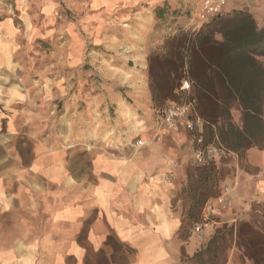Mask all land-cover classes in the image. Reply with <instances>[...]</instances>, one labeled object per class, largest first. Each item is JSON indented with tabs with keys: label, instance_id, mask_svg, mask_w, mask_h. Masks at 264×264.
Listing matches in <instances>:
<instances>
[{
	"label": "rangeland",
	"instance_id": "obj_1",
	"mask_svg": "<svg viewBox=\"0 0 264 264\" xmlns=\"http://www.w3.org/2000/svg\"><path fill=\"white\" fill-rule=\"evenodd\" d=\"M226 6L222 13L238 10L227 11ZM212 19L201 18L200 5L194 0H0V86L21 92L16 108L23 113L24 126L13 140L17 154L28 160L34 142L46 139L49 149L67 150L69 168L76 177L90 180L93 178L90 152L115 146L107 136L134 141L133 146L140 150L178 130L189 144L184 152L185 183L173 200L180 218L187 209L180 194L187 183L188 169L211 162L222 167L224 179L217 197L226 194L227 208L204 228L210 229L213 220L217 221L212 233L193 253L186 251L189 238L206 233L195 234L192 226L186 240L179 235L182 251L176 264H199L192 257L205 247L216 230L236 224L250 212L264 224L263 200L253 199L242 208L231 203L232 187L228 178L234 174L235 169H232L238 163L249 168L245 153H233L219 143L217 137L206 140V124L200 116L199 100L187 68L181 71L173 95L160 102L152 100L149 79L152 52L164 50L169 38L183 33L197 34ZM258 23L261 25L262 20ZM258 57L264 64V56ZM185 104L190 105L185 116L177 118L174 127L165 126L162 119L167 109ZM231 113L233 122L240 125L242 111L237 102ZM188 120L193 123V129L187 126ZM199 137L203 138L202 143L198 142ZM139 139L144 142L141 146L137 144ZM199 147L215 148L205 163L195 159ZM172 166L177 168L178 162ZM249 169L255 171L256 168ZM217 197L213 199L218 201ZM8 225L12 224L8 222ZM89 225L90 217L83 237L77 238L88 254L80 258L56 255L55 252H65L66 239L48 237L45 240L47 255H36L40 258L36 263L124 264L135 259L134 249L120 242L114 234L103 252H92L86 239ZM47 227L52 231L48 236L54 237L57 234L53 231L54 225ZM18 241L21 243L22 239L0 238V264H25L20 261L23 254L14 256L13 259L18 260L9 263L12 256L7 252L14 245L18 246ZM223 262L255 264L236 235L227 243Z\"/></svg>",
	"mask_w": 264,
	"mask_h": 264
},
{
	"label": "crops",
	"instance_id": "obj_2",
	"mask_svg": "<svg viewBox=\"0 0 264 264\" xmlns=\"http://www.w3.org/2000/svg\"><path fill=\"white\" fill-rule=\"evenodd\" d=\"M234 8L248 10L263 22L264 0H239L226 6L227 11ZM20 94L12 87L0 86V238L22 239L7 252L12 256L9 263L23 254L21 262L37 264L40 258L36 255H47L48 237L66 239L65 252L56 255L83 257L87 248L77 238L83 237L90 217L86 239L92 252H103L114 234L134 249L135 259L124 264H176L182 251L178 234L181 218L173 200L186 179L184 152L189 144L184 134L175 130L140 150L133 146L134 141L107 136L115 146L90 152L93 178L86 180L70 170L67 150L49 149L46 139L34 142L28 160L15 152L13 140L24 126L23 113L16 108ZM176 162L178 167L173 169ZM245 163L255 171L238 163L228 178L231 203L238 208L253 199L264 201V148H248ZM211 204L218 201L212 199L206 206ZM216 222L201 231L206 235H192L186 251L193 253ZM48 224L54 225V237L47 234L52 232Z\"/></svg>",
	"mask_w": 264,
	"mask_h": 264
},
{
	"label": "trees",
	"instance_id": "obj_3",
	"mask_svg": "<svg viewBox=\"0 0 264 264\" xmlns=\"http://www.w3.org/2000/svg\"><path fill=\"white\" fill-rule=\"evenodd\" d=\"M168 42L164 50L150 56L152 100L173 95L181 71L187 68L206 124V140L217 137L240 155L250 147L264 148V64L258 59L264 56V19L260 25L250 11L233 10L217 15L197 34L183 33ZM235 102L242 111L240 125L232 120ZM187 175L180 194L183 205L187 204L178 232L183 240L200 222L207 202L220 194L224 179L217 162L190 167ZM235 235L246 255L255 264H264V224L251 212L236 224L219 227L192 259L199 264H224L227 243Z\"/></svg>",
	"mask_w": 264,
	"mask_h": 264
},
{
	"label": "built area",
	"instance_id": "obj_4",
	"mask_svg": "<svg viewBox=\"0 0 264 264\" xmlns=\"http://www.w3.org/2000/svg\"><path fill=\"white\" fill-rule=\"evenodd\" d=\"M197 4L200 5V14L201 18L204 20L214 18L217 15L221 14L224 11V8L227 4L236 2L238 0H194ZM190 105L185 104L183 106H170L165 116L162 119V122L165 126L174 127L176 125V120L179 117L185 116V114L189 111ZM187 126L190 129H193V123L191 121H187ZM199 143L203 142V138L199 137ZM143 140L139 139L137 141L138 145H143ZM215 150V148L205 149L204 147H199L195 151V159L199 163L207 162L208 158L211 157V152ZM218 204L217 205H209L206 206L202 213V220L196 224L195 232H201L205 227L209 226L211 223V219L217 216H220L221 213L227 208L228 199L226 194L217 197Z\"/></svg>",
	"mask_w": 264,
	"mask_h": 264
}]
</instances>
